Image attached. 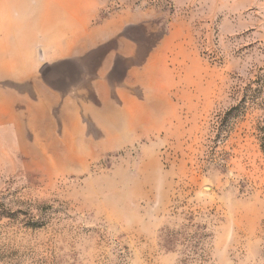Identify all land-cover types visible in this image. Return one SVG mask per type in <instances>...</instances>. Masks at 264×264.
Instances as JSON below:
<instances>
[{"label":"rangeland","instance_id":"1","mask_svg":"<svg viewBox=\"0 0 264 264\" xmlns=\"http://www.w3.org/2000/svg\"><path fill=\"white\" fill-rule=\"evenodd\" d=\"M264 0H0V264H264Z\"/></svg>","mask_w":264,"mask_h":264},{"label":"trees","instance_id":"2","mask_svg":"<svg viewBox=\"0 0 264 264\" xmlns=\"http://www.w3.org/2000/svg\"><path fill=\"white\" fill-rule=\"evenodd\" d=\"M262 139H263V141H264V135H263V138H262ZM262 149H263V151H264V144H263V146H262Z\"/></svg>","mask_w":264,"mask_h":264}]
</instances>
